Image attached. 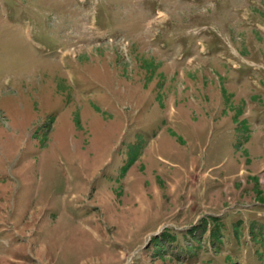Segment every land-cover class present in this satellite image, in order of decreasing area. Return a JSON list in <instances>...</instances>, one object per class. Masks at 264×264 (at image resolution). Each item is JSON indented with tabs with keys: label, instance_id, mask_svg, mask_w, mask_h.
<instances>
[{
	"label": "rangeland",
	"instance_id": "1",
	"mask_svg": "<svg viewBox=\"0 0 264 264\" xmlns=\"http://www.w3.org/2000/svg\"><path fill=\"white\" fill-rule=\"evenodd\" d=\"M263 139L264 0H0V264H264Z\"/></svg>",
	"mask_w": 264,
	"mask_h": 264
},
{
	"label": "crops",
	"instance_id": "2",
	"mask_svg": "<svg viewBox=\"0 0 264 264\" xmlns=\"http://www.w3.org/2000/svg\"><path fill=\"white\" fill-rule=\"evenodd\" d=\"M239 131H240V129H239ZM261 150L264 151V142H262V149ZM258 198H260V197H258ZM260 210H264V199H263V196L259 200H257V201L255 200L254 203H252V206H251V210L250 211L251 212L252 211H257L258 214H264V213H261Z\"/></svg>",
	"mask_w": 264,
	"mask_h": 264
},
{
	"label": "trees",
	"instance_id": "3",
	"mask_svg": "<svg viewBox=\"0 0 264 264\" xmlns=\"http://www.w3.org/2000/svg\"><path fill=\"white\" fill-rule=\"evenodd\" d=\"M128 167H129V164H127L126 166H124V167H123V170L126 171ZM125 171H124V172H125ZM203 224H204V225L202 226L201 231L204 232V231L206 230V221H204Z\"/></svg>",
	"mask_w": 264,
	"mask_h": 264
}]
</instances>
